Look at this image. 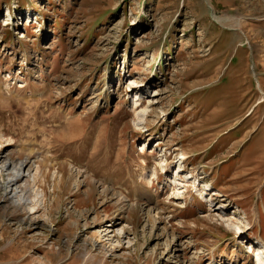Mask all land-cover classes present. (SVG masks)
Masks as SVG:
<instances>
[{
  "label": "rangeland",
  "instance_id": "374dc122",
  "mask_svg": "<svg viewBox=\"0 0 264 264\" xmlns=\"http://www.w3.org/2000/svg\"><path fill=\"white\" fill-rule=\"evenodd\" d=\"M1 138L0 264H256L264 0H0Z\"/></svg>",
  "mask_w": 264,
  "mask_h": 264
},
{
  "label": "bare ground",
  "instance_id": "6f19581e",
  "mask_svg": "<svg viewBox=\"0 0 264 264\" xmlns=\"http://www.w3.org/2000/svg\"><path fill=\"white\" fill-rule=\"evenodd\" d=\"M141 135V134H140ZM3 138H1V140H0V144H2L3 143ZM12 141V139H9V140H7V142H5V143H12L11 142ZM10 146V144L8 145V147ZM1 152V151H0ZM1 154V153H0ZM5 156V155H4ZM3 157V156H2ZM180 159H186L185 157H184V155L180 158ZM6 162H8L9 163V166H8V168H7V171H9L10 172V175H12V178H11V181H10V184H13V185H17V184H19L21 181H23V179L26 177V176H24L23 175V169H24V167H25V165L27 164L26 162H24V163H19V164H16L15 162H12L11 161V159L9 158V160L7 159L6 160ZM181 165L179 166V168L177 169V173L178 174H174L173 172H174V170L172 171V176H174V177H176V178H178V177H181L182 176V174L180 175V171H181ZM169 169V168H168ZM167 169V170H168ZM64 174H65V168H59L58 169V171L56 172H54L53 173V177H59L58 178V186H60V184H62V182H63V178H64ZM152 175H153V177H152V181H156V180H160V175H159V173H158V171L157 170H155V172L154 173H152ZM180 175V176H179ZM43 176H44V172H43V169H42V167L40 166V164H38V166H37V172H36V175H35V178H34V180H33V183H34V185H35V187L37 186V184H38V181L41 179V178H43ZM188 178H190V177H188ZM191 179V178H190ZM190 180H186V183H188ZM27 184H29V183H26L25 184V186L21 189V193L22 194H24V196L26 197L28 194H29V185H27ZM185 187V186H184ZM187 192H188V190H187ZM210 201V200H209ZM210 207H209V209H211V210H214V211H216L215 210V206H216V208L218 209L219 207H217V205H215V203H210V205H209ZM213 207V208H212ZM208 209V210H209ZM151 211H149V213L151 212V213H153V212H155V215H158V214H160L158 211H159V209H158V207L156 206V207H153L152 209H150ZM149 215V214H148ZM150 216V215H149ZM150 221H151V219H149ZM160 220H161V218H160ZM153 227V226H152ZM106 236H108V235H106ZM241 243H242V245L247 249V248H249V251H252V249L253 248H255L256 246L255 245H253V244H251V245H248L249 243H244V241L243 240H241ZM259 247H262V249H260L259 250ZM257 249H256V260L257 261H255V263L256 264H261V262H262V259H264V257H261V253H263L264 251V244L262 243V245H260V246H258V247H256ZM254 259V260H255Z\"/></svg>",
  "mask_w": 264,
  "mask_h": 264
}]
</instances>
